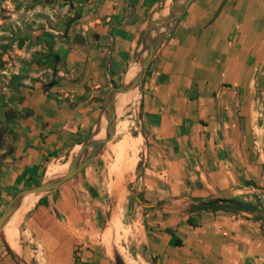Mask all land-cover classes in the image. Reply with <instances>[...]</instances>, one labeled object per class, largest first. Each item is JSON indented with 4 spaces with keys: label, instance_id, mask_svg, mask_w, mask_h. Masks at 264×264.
Here are the masks:
<instances>
[{
    "label": "crops",
    "instance_id": "crops-1",
    "mask_svg": "<svg viewBox=\"0 0 264 264\" xmlns=\"http://www.w3.org/2000/svg\"><path fill=\"white\" fill-rule=\"evenodd\" d=\"M182 1L69 3L67 15L79 18L54 38L48 78L0 119V214L90 138L110 86L139 72L150 23ZM138 112L145 147L135 179L147 202L140 242L149 264H264L255 210L191 207L232 198L264 209L256 205L264 204V0H192L154 51ZM131 174L110 187L115 178L95 156L56 189L33 194L13 241L14 213L2 227L0 264H115L103 235L116 197L134 188Z\"/></svg>",
    "mask_w": 264,
    "mask_h": 264
},
{
    "label": "rangeland",
    "instance_id": "rangeland-1",
    "mask_svg": "<svg viewBox=\"0 0 264 264\" xmlns=\"http://www.w3.org/2000/svg\"><path fill=\"white\" fill-rule=\"evenodd\" d=\"M70 2L74 7L73 0H0V119L17 110L26 87L48 78L53 61L48 62L47 56L54 51L52 47L54 38H60L65 29V20L72 17L67 15L71 8ZM130 91L126 92V96L124 95L130 100L118 99L116 103L118 113H116L115 126L118 120H126L128 122L127 131L118 133L115 127L113 137L96 155V157L101 155L107 163L108 172L116 162L114 147L123 137L128 136V143L134 142L132 137H138L139 149L136 157L138 161L139 157H144L145 140L141 134L143 132L138 112L139 87ZM121 104L125 105L123 109L120 107ZM103 118L106 124L107 113L105 111ZM105 124L104 133H101L98 138L105 135ZM75 153L76 151H72L62 159L69 163ZM133 169L124 173L123 177L132 172L130 182L131 184L134 182V188L126 185L122 199L118 201L119 198L116 197L115 216L104 231V234L108 231L110 236H108L107 244L112 249L110 255L115 264H149L143 255L140 242L143 233L140 213L146 206L142 204L146 200L142 199L138 189L139 183L135 179L140 174L139 163L134 171ZM109 174L115 178V175ZM115 180L110 185L115 183ZM262 187L264 189V183ZM134 195H137L142 203L138 202ZM198 204H192L191 207H197ZM256 205L264 207L262 203ZM259 210L256 216L264 221V209Z\"/></svg>",
    "mask_w": 264,
    "mask_h": 264
},
{
    "label": "water",
    "instance_id": "water-1",
    "mask_svg": "<svg viewBox=\"0 0 264 264\" xmlns=\"http://www.w3.org/2000/svg\"><path fill=\"white\" fill-rule=\"evenodd\" d=\"M191 1L192 0H183L181 3L175 6V8L168 16L160 20H154L150 23L149 28L145 34L146 37V45L144 47L145 56L141 61L139 72L136 74V76H134L132 80H130L125 84L110 86L103 99L102 110L103 112L105 111L107 113V121L105 124V135L103 137L95 138L93 131L90 138L80 144L79 149L72 157L71 161L68 164L66 172L62 176L52 179H46L45 181L33 187L25 188L19 191L9 201V203L4 208L3 212L0 214V233L3 225L18 208L21 198L24 195L29 193L40 194L56 189L64 181L72 178L80 170H82L93 158H95V156L103 148V146L113 137L115 132V121H116L115 102L117 95L120 93H126L130 90H133L136 87L140 88L156 47L158 46L161 39L165 36V34L169 31L171 25L179 20V18L184 13V11L186 10V8L188 7ZM78 18L79 15H74L66 22L64 35L67 34L70 24ZM153 31H156L157 33L153 35ZM57 60H58V56H55L54 66L52 67V73H51L52 80L47 84L48 86H51L56 82L54 80V77L57 72L56 70ZM134 198L138 202L142 203L141 199L137 195H134ZM142 204L147 205L144 203ZM255 212H258V210H255Z\"/></svg>",
    "mask_w": 264,
    "mask_h": 264
},
{
    "label": "bare ground",
    "instance_id": "bare-ground-1",
    "mask_svg": "<svg viewBox=\"0 0 264 264\" xmlns=\"http://www.w3.org/2000/svg\"><path fill=\"white\" fill-rule=\"evenodd\" d=\"M132 73H133V71L129 72L128 77H132ZM129 92H131V91H128L127 93H129ZM127 93L118 94L117 95L116 102H115L116 113H118L117 109H116V103H117L118 99H122V100H125V101L130 100L129 97L128 98L124 97V95L126 96ZM124 106L125 105H123V104L120 105V107L122 109H123ZM134 108H136V107H134ZM104 121H105L104 118H102L100 120V122L97 124V126H96V128L94 130L95 138H98V136L101 133H104V124H105ZM127 123L128 122L126 120H118L117 123H116V126H115L116 127V132H118V133L124 132L126 130V128H127V125H128ZM95 134H97V136ZM127 137L128 136L123 137L121 140H119L118 141V145H116V147H114V151H116L115 152V154H116V162L113 165V167L109 169V173H112L113 175H115V179H116L115 183L120 182L123 179V174L128 172V171H130L132 168H134V165H135V163L137 161L136 152L139 149L138 148L139 147L138 146V137H132L133 140H134L133 143H128V138ZM79 147H80V145L76 146L73 151H77L79 149ZM67 163H68V161L64 160V159L50 162L48 167H47V169H46L45 177L47 179H52V178H57V177L62 176L67 170V167H68V164H69V163L68 164ZM115 183H112V185H110V186H113ZM33 194L34 193H30V194L24 195L22 197V198H25V200H30V201H27V203L24 202L25 200H22V198H21V201H20V203L18 205V208L16 209V211L13 214V219L10 218L12 222L11 223L9 222L10 224H9V228H8V234H9V237H10V239L12 241H13V239L15 237V225H16V222H17V219H15V217L17 218V215H18V213L20 211V208H29L30 206H32L31 200L34 199L33 198ZM111 227H109V228H111ZM108 236L109 235H108V231H107L103 235V240H104V242H105V244L107 246H108L107 242H108V239H109ZM109 242H111V240Z\"/></svg>",
    "mask_w": 264,
    "mask_h": 264
},
{
    "label": "trees",
    "instance_id": "trees-1",
    "mask_svg": "<svg viewBox=\"0 0 264 264\" xmlns=\"http://www.w3.org/2000/svg\"><path fill=\"white\" fill-rule=\"evenodd\" d=\"M51 1V0H47ZM70 1V0H67ZM198 210H218V209H224V210H233V211H239V210H257L258 208L248 202L240 201L237 199H222L221 203H216L214 200H199V204L196 207ZM188 223L192 225H196L193 223V220L191 218H188Z\"/></svg>",
    "mask_w": 264,
    "mask_h": 264
}]
</instances>
